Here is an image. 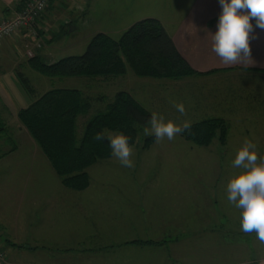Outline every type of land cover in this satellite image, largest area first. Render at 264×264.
Wrapping results in <instances>:
<instances>
[{
    "label": "rangeland",
    "instance_id": "rangeland-1",
    "mask_svg": "<svg viewBox=\"0 0 264 264\" xmlns=\"http://www.w3.org/2000/svg\"><path fill=\"white\" fill-rule=\"evenodd\" d=\"M201 1L196 8L213 14L214 2ZM193 2L194 0H82L79 5L75 0H61L43 15L44 40L41 43L42 49L37 54L47 63L68 56H80L91 38L98 33L118 40L124 31L144 19H156L167 26L175 21L171 17L174 13L188 12ZM214 11L217 12L216 9ZM220 14L217 15V20ZM5 41L0 42V87L10 101V109L26 108L45 92L63 88L78 90L84 97L92 99L88 115L92 116L102 110L115 93L125 91L150 114H162L165 121L172 120L177 124L190 121L193 124L209 118H221L228 125L225 146H220L214 140L206 148L188 143L177 135L171 141L167 138L161 142L155 141L149 149L142 150L144 138L149 137L142 130L133 146L134 168L121 166L114 156L88 168L86 172L90 177V189L87 197L102 199L97 205H91V209L87 211L89 219L84 220L86 223L74 226L77 236L71 238V248L83 245L90 249L93 244L91 233L94 230L98 234V246L101 249L108 246L109 251L102 249L105 261H128L130 256L127 258L122 253L125 248L119 247V242L112 239L133 238V232H130L132 227L135 237L142 240L155 239L158 235L149 231L146 226L153 225L158 230L161 223H166L168 241L159 246H142L143 253H138L134 260L154 264H198L213 260L220 264L226 262L220 257V250L229 248L231 242L235 251L227 262L247 259L257 261L260 255H264V242L258 240L255 233L245 234L241 225H235L240 224L242 210L228 202L226 191L229 180L240 172L233 167L232 161L245 138L257 144L258 156L264 157V73L235 72L202 79L186 78L184 81L191 82L190 88L193 87L195 96L197 95L192 99L186 95V87L179 89L182 90L179 97L175 86H163L173 81L137 78L130 70L124 76L107 79L43 77L27 67L23 49L18 44ZM16 73L22 74L29 81L34 91L32 96L23 91ZM233 75L238 76L228 83V87H222L226 85L225 80L231 79ZM153 82H158V86L152 85ZM232 86L240 87L234 88L238 89L235 94L231 92ZM156 95L160 97L157 98ZM177 103L186 104V115L182 116L176 110L174 104ZM198 104L200 109L197 108ZM191 105L197 108L196 111ZM7 119L10 127L3 133L5 143L2 141L1 150L15 149L10 160L7 158L0 168L17 170L18 179L9 178L6 181H15L19 187H25L26 197L35 196L48 209L44 204L49 197L55 199L65 193L60 179L30 136L26 132L23 134L16 131L14 117L8 115ZM85 119H78V135L82 133ZM15 121L20 125L16 117ZM128 198L134 200V205L123 206ZM41 204L35 210H40ZM30 205L27 203L26 208ZM206 214L209 219H223L226 224L206 228L203 225ZM63 217L75 219L74 215ZM41 220L40 224L45 225L44 214ZM92 223L96 224L94 229L91 227ZM43 225L35 226L34 234H38ZM205 228L209 232H218H196ZM103 232L108 237L101 235ZM55 233L58 234V230ZM112 246L113 253L110 252ZM240 246L241 249L237 251L236 248ZM137 250L140 251V248ZM119 251H122L121 254ZM210 252L218 253L216 257H207Z\"/></svg>",
    "mask_w": 264,
    "mask_h": 264
},
{
    "label": "trees",
    "instance_id": "trees-1",
    "mask_svg": "<svg viewBox=\"0 0 264 264\" xmlns=\"http://www.w3.org/2000/svg\"><path fill=\"white\" fill-rule=\"evenodd\" d=\"M26 1L19 0L16 10H20ZM26 63L33 72L47 78L107 79L124 76L130 70L137 78L179 81L208 76L213 72L194 71L155 19L136 22L118 40L98 33L91 38L80 56H68L47 63L35 54ZM19 82L27 94H34L25 77L19 75ZM92 102V99L84 97L78 90L58 88L45 92L16 114L20 126L39 147L62 186L75 192L83 191L90 185L86 172L88 168L112 157L108 140L94 139L97 133L106 137L109 132L122 131L131 137L129 144L133 147L151 117L125 91L115 93L102 110L88 116ZM80 117L86 119L82 133L78 135L77 123ZM179 136L198 147L206 148L214 140L220 146H225L228 125L221 118H209L191 124L190 131ZM155 141L154 136L144 138L141 149H149ZM14 149L0 152V158ZM0 250L6 257L4 251Z\"/></svg>",
    "mask_w": 264,
    "mask_h": 264
},
{
    "label": "crops",
    "instance_id": "crops-1",
    "mask_svg": "<svg viewBox=\"0 0 264 264\" xmlns=\"http://www.w3.org/2000/svg\"><path fill=\"white\" fill-rule=\"evenodd\" d=\"M75 1H78V4L80 5L82 0ZM208 1L214 2L213 14L209 11H201L197 9L196 7H198L199 3L202 1L194 0L193 5L188 10V12H177L174 13L173 16H171L175 19L173 23L166 26L165 24H162L160 22L165 32L171 38L180 56L194 71L198 73H207L213 71L208 76L195 78L202 79L214 77L216 75L225 76L235 72H245L246 74H253L261 73L260 71H264V30L255 27L254 20L251 21L254 28V32L252 33V36L254 38L250 39L251 60L253 61L252 64L245 65L244 63H236L225 65L224 63H222L221 59L218 58V56L212 51V40L209 34H215V32L217 31L218 20L216 18L218 17L217 15L221 13V6L220 4H218L219 0H207V2ZM18 2L19 0H0V22L9 20L13 17L14 13L17 11L16 6H18ZM60 2L61 0H51L45 12L50 10L52 7L57 6ZM215 9L217 10V12L214 11ZM44 13L40 16L39 20L36 21L35 30L38 33V39L33 38L30 31H20L14 36L3 39V41L8 40L12 41L15 44H18V47L20 49H23L26 60L30 58L28 53L33 56L37 54L39 49H42L43 45H41V43L42 40H44ZM52 40L53 39H51V41ZM38 44L40 45V47H37ZM19 75L22 74L16 73V79L18 80V82ZM237 76L238 75H233L231 79H226V85L222 87H228V83L230 81H234ZM157 83L153 82L152 85ZM190 83L191 82H185L184 79H182L179 81L165 83L163 84V86L169 85L170 88L175 86L174 89L179 91V97L181 96L180 93L182 91L179 89H183L184 87H186V95L194 99L197 95L195 96V90L192 89L193 87L190 88V86L192 85ZM20 86L23 89L21 84ZM157 86L158 84L156 85V87ZM232 88L233 90L231 92L232 94H235L234 92L238 89L234 88L240 87L232 86ZM23 91L25 92L24 89ZM238 92H240V90ZM28 95L32 96L33 94L30 93ZM156 97L159 98L160 96L156 95ZM10 105L11 104L9 99L4 95L0 87V152H2V141H4L3 133H6L10 127L7 119L8 115H12L14 117L13 120L15 124H17L16 131L22 132L23 134L25 133L24 129L15 121L17 112L20 109L24 108H20L18 110H15L16 108H11L13 109L12 112V110L10 109ZM185 105L186 104H184V107ZM193 106L194 105H191L190 107ZM197 108L200 109L199 104ZM197 108L195 107V111ZM13 153L14 152L12 151L6 156L1 157L0 166H4V163L6 162L5 160H7V158L8 160H10ZM2 163L3 165H1ZM18 177L19 172L17 170H5L3 168H0V243L2 244L0 248L6 254V264H154L139 262L138 260L134 259L138 253H143V249L141 248L142 246H159L168 241V234L165 233V231L167 230L165 228L166 223H161V226L158 230H156L153 225L146 224L147 229L149 231L155 232V235H158V238H145L144 240L139 239L135 237V230L134 227H132V231L130 232H133V238H120L119 240L112 239L114 242H119V247L125 248L123 252L119 251V253L121 254L122 252L127 256V258L128 256H130V259L128 261H105L103 258L104 255L102 253V249H108V246L106 247L105 245L102 249L98 246V241H96L98 234L95 233L94 230H92L91 233L93 244L90 249L84 248L83 245L81 247H77L76 249L71 248V238H76L77 236L74 226L83 225L84 223H86V221L84 220L89 219V212L87 211L91 209V205H97L102 198L87 197L90 185L88 186V188L80 192H75L63 187V191L65 193H62L55 199L53 197H49V200L44 204L48 207V210L41 204L42 202L39 201V199L37 201L35 196H33L31 193L30 194L32 196L27 195L28 197H26L27 189L25 187H19L18 185H16L17 183L15 181H6V179L9 178L18 179ZM140 200H142V198H140ZM27 203L31 204L29 208H26ZM40 204L41 209L38 211L35 210V208ZM132 205H134V200L128 198L126 199V205L123 206L130 207ZM138 206L141 209L143 208L141 204H139ZM43 214L46 216V222H49V224L46 222L45 225L40 224V222H42L41 217ZM63 215H74L75 219L72 217L65 218L63 217ZM204 219V221L206 222L203 225L206 226V228L207 226H224V224H226V221H224L223 219H219V221H213L212 219H209L208 214L205 215ZM41 225H43V227H41L39 233L34 234L33 230L35 226ZM91 225V227L94 229V225L96 224L92 223ZM227 225L230 224L227 223ZM235 225L240 224L237 223ZM206 228L200 231L197 230L196 232H200L199 234L218 232L217 230H212V232H209ZM57 230L58 234L55 233L57 232ZM136 230L139 231L137 227ZM182 232H185V230ZM103 234L108 237L106 233L103 232L101 235ZM101 239L105 240V238L103 237H101ZM134 242H154L157 244H138ZM59 244L61 245L58 246ZM137 248H140V251H138ZM112 249L113 246L110 248V252L113 253ZM239 249H241V246L236 248L237 251ZM233 251H235V248L232 246V242L229 248H224V251L220 250V257H223L226 260V262H222L220 264H264V255H260V258H258L257 261H250L249 259H247L235 263L231 262V260L230 262H227L229 257L230 259L232 258ZM217 253L218 252H210L207 257H216ZM205 261L206 262L198 264H217L214 263L213 260ZM156 264L166 263L160 262Z\"/></svg>",
    "mask_w": 264,
    "mask_h": 264
},
{
    "label": "clouds",
    "instance_id": "clouds-1",
    "mask_svg": "<svg viewBox=\"0 0 264 264\" xmlns=\"http://www.w3.org/2000/svg\"><path fill=\"white\" fill-rule=\"evenodd\" d=\"M221 14L215 34H209L212 40V51L225 65L244 63L250 65V39L254 38L253 24L264 30V0H219ZM176 110L186 115L183 103L174 104ZM191 122L182 121L180 124L152 112L145 136L155 137L157 142L165 138L171 141L177 135L190 131ZM107 139L112 155L118 159L121 166L134 168L132 156L133 147L129 144L131 137L122 131L108 133L107 136L97 133V141ZM234 168L240 172L227 183V200L236 208L241 209V230L245 234L255 233L258 240L264 242V157L257 154V144L245 138L242 147L236 152L232 161Z\"/></svg>",
    "mask_w": 264,
    "mask_h": 264
},
{
    "label": "built area",
    "instance_id": "built-area-1",
    "mask_svg": "<svg viewBox=\"0 0 264 264\" xmlns=\"http://www.w3.org/2000/svg\"><path fill=\"white\" fill-rule=\"evenodd\" d=\"M51 0H27L24 6L17 10L9 20L0 22V42L16 35L20 31H30L33 38L38 39L35 30L36 21L46 11ZM37 47H40L38 44ZM29 56H31L28 53ZM6 257L0 250V264H6Z\"/></svg>",
    "mask_w": 264,
    "mask_h": 264
}]
</instances>
